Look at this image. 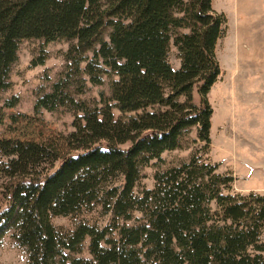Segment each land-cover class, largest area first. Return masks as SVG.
I'll return each mask as SVG.
<instances>
[{
	"label": "trees",
	"instance_id": "16d2710c",
	"mask_svg": "<svg viewBox=\"0 0 264 264\" xmlns=\"http://www.w3.org/2000/svg\"><path fill=\"white\" fill-rule=\"evenodd\" d=\"M226 28L213 0H0V92L10 87L23 41L76 42L35 105L77 114L67 151L46 173L4 170L0 185V236L13 228L29 264H264V194L228 193L233 175L202 156L134 192L142 170L180 149L194 129L209 149L207 97L221 75L216 47ZM172 43L179 70L169 61ZM109 73L117 77L109 98L78 99ZM114 109L136 115L117 119ZM97 205L113 216L111 226L52 224ZM87 242L91 258L78 257Z\"/></svg>",
	"mask_w": 264,
	"mask_h": 264
},
{
	"label": "rangeland",
	"instance_id": "374dc122",
	"mask_svg": "<svg viewBox=\"0 0 264 264\" xmlns=\"http://www.w3.org/2000/svg\"><path fill=\"white\" fill-rule=\"evenodd\" d=\"M213 8L225 15L227 28L216 47L221 75L207 97L213 110L211 145L204 150L194 129L180 149L165 152L161 161H153L142 170L134 190L137 195L155 188L157 174L188 163L196 154L217 165L218 173L233 175L235 182L228 193L264 194V0H213ZM75 43L26 40L20 44L10 87L0 92V185L7 179L4 170L46 173L59 165L55 155L67 151L66 140L74 131L77 114L68 110L36 111L35 105L66 69L65 54ZM178 54L172 43L169 61L176 70L181 67ZM41 57H45L44 64L34 66L33 61ZM116 79L109 73L101 86L88 83L86 93L78 99L91 103L101 96L109 98L111 82ZM198 91L195 87V104L200 101ZM8 102L14 107H7ZM113 112L117 119L136 115L124 116L117 109ZM113 219L97 205L77 216L53 218L52 224L73 231L79 224L105 228L113 224ZM118 224L122 226L123 222ZM13 234V228H8L0 236V264H29L26 250L15 242ZM261 241L264 243V232ZM88 243L78 257L91 258Z\"/></svg>",
	"mask_w": 264,
	"mask_h": 264
}]
</instances>
